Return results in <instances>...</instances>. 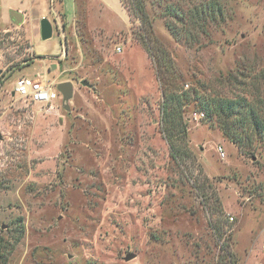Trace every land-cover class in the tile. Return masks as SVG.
Here are the masks:
<instances>
[{
    "label": "rangeland",
    "instance_id": "374dc122",
    "mask_svg": "<svg viewBox=\"0 0 264 264\" xmlns=\"http://www.w3.org/2000/svg\"><path fill=\"white\" fill-rule=\"evenodd\" d=\"M79 1L73 19L74 0H54L61 21L32 36L36 55L28 25L0 24V264H264V133L237 108L241 149L188 105L179 164L146 47L158 39L190 88L245 97L264 120V0ZM43 69L74 83L70 110L15 93Z\"/></svg>",
    "mask_w": 264,
    "mask_h": 264
},
{
    "label": "trees",
    "instance_id": "16d2710c",
    "mask_svg": "<svg viewBox=\"0 0 264 264\" xmlns=\"http://www.w3.org/2000/svg\"><path fill=\"white\" fill-rule=\"evenodd\" d=\"M121 1L123 6L127 7L126 0ZM59 2H62V0H59ZM79 2V0H76V8H78ZM197 13H199L198 16H200V12ZM63 16H65V14H63ZM155 41L158 44L157 46L146 43V47L156 66V75L163 95V122L161 131L169 141L171 155L174 159H177L179 162L178 156L182 149L177 142L183 140L188 145V123L184 118V107L191 104L204 110L206 112L205 115L209 118H212L216 114L221 120L224 133L230 136L231 140L235 144H238L241 149L247 146L244 138L236 129L233 130V133L229 131V129L233 127V125L231 126L229 123V119L238 114L237 108H246L250 119L252 118L253 120L252 125H254L253 127H255L256 132L264 133V120L260 118L259 108L252 107L245 97H236L235 99L223 96L211 97L207 94L208 86L205 84L200 86L201 89H196L194 87L190 88V85L184 82L185 76L177 69L174 61L171 59L168 49H166L158 39H155ZM201 90L204 93H201ZM216 94L219 95V93ZM175 137L177 138L175 139ZM249 144V146H251L253 141ZM179 164H181V162H179Z\"/></svg>",
    "mask_w": 264,
    "mask_h": 264
},
{
    "label": "crops",
    "instance_id": "0c3cea01",
    "mask_svg": "<svg viewBox=\"0 0 264 264\" xmlns=\"http://www.w3.org/2000/svg\"><path fill=\"white\" fill-rule=\"evenodd\" d=\"M61 4H63V0H62ZM50 5L52 8V13L54 14L52 17L48 16ZM122 6H123V4H122ZM11 9L18 10V11L23 13V16H24L23 24H26L29 26L32 51H33V54L36 55L34 44L32 43V36L36 40L37 38L40 37V34H42L41 33V20L43 18H48L51 21L53 27H54V25H59V23L61 21L58 12H56V10L54 8V0H28V2L26 4L10 6V10ZM76 12H77L76 0H74V17H73V19L75 18ZM62 14H64V13H62ZM65 17H66V15H65ZM10 19H11V16H9L6 19L0 14V24H6ZM53 34H54V32H53ZM58 34H61V33L58 32ZM62 45L65 47V44H62ZM64 52H65V48H63L61 54ZM37 57H38V55H37ZM52 58H55V57L41 56V57H39V60H41L43 63H39L38 65L44 67V63L51 61ZM36 73H39V76H42V75L47 76V74H48V72L45 69L34 72V74H36Z\"/></svg>",
    "mask_w": 264,
    "mask_h": 264
},
{
    "label": "built area",
    "instance_id": "2783aa9c",
    "mask_svg": "<svg viewBox=\"0 0 264 264\" xmlns=\"http://www.w3.org/2000/svg\"><path fill=\"white\" fill-rule=\"evenodd\" d=\"M121 50L122 48L118 46L117 51L121 52ZM57 85L58 83L49 81L45 75L39 76V78L21 76L15 82V93L19 97L30 98L35 102L53 106V103L62 97ZM195 114L200 117L205 115L203 112H196ZM217 150L221 157L225 156V150L222 146H219Z\"/></svg>",
    "mask_w": 264,
    "mask_h": 264
},
{
    "label": "water",
    "instance_id": "95a60500",
    "mask_svg": "<svg viewBox=\"0 0 264 264\" xmlns=\"http://www.w3.org/2000/svg\"><path fill=\"white\" fill-rule=\"evenodd\" d=\"M10 16L15 22V24L17 25H20L24 21L23 13L18 10L11 9ZM41 33L44 39H48L52 37L53 35V25L48 18H43L41 20ZM55 67L56 65L53 64L52 68H55ZM2 73H3V70L0 68V75ZM81 84L86 85V86H91L90 82L84 79L81 81ZM57 88L62 95L63 107L67 110H70L69 101L74 95V83L72 81L61 82V83H58ZM1 138H2V134L0 130V139ZM135 256H136L135 253H129L128 255H126L125 260H130L134 258Z\"/></svg>",
    "mask_w": 264,
    "mask_h": 264
}]
</instances>
